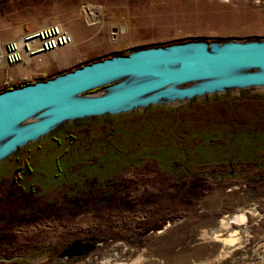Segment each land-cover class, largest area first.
<instances>
[{
	"label": "rangeland",
	"instance_id": "374dc122",
	"mask_svg": "<svg viewBox=\"0 0 264 264\" xmlns=\"http://www.w3.org/2000/svg\"><path fill=\"white\" fill-rule=\"evenodd\" d=\"M247 14L264 16V0H0V67L31 69L19 82L5 78L3 86L141 47L264 38L258 20ZM48 25H58L71 41L43 50L49 55L43 64L32 62L38 41L28 42L19 61L6 63L7 42ZM216 95L182 109L237 96ZM176 112L154 107L59 124L35 141L51 142L50 154L30 149L37 162L50 165V176L32 172L14 179L13 162H0V257L20 256L0 264H205L232 228L228 251L207 264H264V132L203 118L188 125L179 143L180 125L170 122ZM254 113L247 116L256 119ZM76 127L88 128L86 140L58 138ZM76 140L95 147L64 153V144ZM57 158L61 171L54 174ZM240 212L241 224H226ZM74 242L92 246L64 255Z\"/></svg>",
	"mask_w": 264,
	"mask_h": 264
},
{
	"label": "water",
	"instance_id": "95a60500",
	"mask_svg": "<svg viewBox=\"0 0 264 264\" xmlns=\"http://www.w3.org/2000/svg\"><path fill=\"white\" fill-rule=\"evenodd\" d=\"M103 91L89 94L95 88ZM264 38L196 39L141 47L0 90V161L59 124L178 106L243 90L264 94ZM74 242L64 255L91 248Z\"/></svg>",
	"mask_w": 264,
	"mask_h": 264
},
{
	"label": "trees",
	"instance_id": "16d2710c",
	"mask_svg": "<svg viewBox=\"0 0 264 264\" xmlns=\"http://www.w3.org/2000/svg\"><path fill=\"white\" fill-rule=\"evenodd\" d=\"M9 87H5L4 89H7ZM3 89V90H4ZM217 95L213 96H205L202 99H196L193 98L187 103L180 104L178 106L172 107V106H165V105H155V106H148L143 111L149 109L158 107L159 110L163 109H169L178 111L175 114L170 116V122L172 124H178L180 125V134L178 135L177 139L179 140V143H182L184 141V137H186L189 134L190 129H188V125L190 128L195 125H199L200 119L204 118V123H215V124H226L225 122H229L228 124L235 125L234 128L237 126H249L252 128V131L255 133H262L264 132V98L262 96H253L254 98H245L242 97V100H237L241 96H232L234 97V100H226V101H215L210 100L211 102L208 103V105L202 104V107H195L188 109H182L185 105L191 103V102H205L207 99L215 98ZM259 99H255V98ZM251 104V106H249ZM247 106V107H246ZM248 108L250 111H243V109ZM255 112V115H258L256 119H250L247 115L249 113ZM196 127V126H195ZM201 128H197V132L200 131ZM241 129V128H240ZM238 130V129H236ZM182 136V138L180 137ZM74 139L73 137H71ZM71 142V141H70Z\"/></svg>",
	"mask_w": 264,
	"mask_h": 264
},
{
	"label": "flooded vegetation",
	"instance_id": "af4514ba",
	"mask_svg": "<svg viewBox=\"0 0 264 264\" xmlns=\"http://www.w3.org/2000/svg\"><path fill=\"white\" fill-rule=\"evenodd\" d=\"M235 95V94H234ZM262 96L264 98V94H259V93H252V92H248L244 97L245 98H252L253 96ZM237 96H241L240 94H238ZM143 111V110H142ZM134 112V111H132ZM130 113V112H128ZM125 114V113H123ZM118 115V114H117ZM110 116H114V115H110ZM88 128L87 127H76V129H73V131H71L72 133L70 132H60V135L61 136H58V138L60 137H63V136H66V134H69L71 135L73 138L76 137L77 139H79V135H83L81 136L82 138L80 139H84L85 140L87 139V137H85L84 135H87L89 132H88ZM75 133L73 136L72 134ZM46 136V135H45ZM79 136V137H78ZM53 138H56V137H53ZM57 138V139H58ZM75 138V139H76ZM79 139V140H80ZM78 140L76 141H69L67 142L66 144H64V146L62 147V150H64V153H67L70 149H84V150H91L93 149V146L95 147V142L94 141H85V142H80L78 143L77 142ZM76 143H78L76 146H73L75 145ZM56 145H60V141L58 139V141H56ZM32 146H34V150H37L36 152L37 153H41V152H45V153H42V156H44V154H50V152L52 150H54V148L52 149L51 147V142H47V143H40V142H31V143H28L26 145H24L23 147H20L18 148L15 153L12 155V156H9L7 158H4L3 160H1V164H3V162H8V161H12L13 162V167H14V173H15V176L13 177L14 179H16L17 177L21 176L22 175H27L29 173H32V172H39L40 174L44 175V176H50V174H48V172H50V165L49 167H46L47 166V163H40L42 161L39 160V162H37L38 160H35L32 156H30V149L32 148ZM101 147H96V151L98 149H100ZM86 152V151H85ZM11 158V159H10ZM10 159V160H8ZM7 160V161H6ZM42 160H47V157L45 158H42ZM59 161V158L55 159L54 160V163L56 166H58V162ZM49 171H48V170ZM48 171V172H47ZM60 167L58 166L57 167V170L56 171H53L54 174H57L58 172H60ZM22 172V173H21ZM56 172V173H55ZM17 175V176H16ZM17 258H20L19 255H15V256H12L10 258H5V257H0V260L4 259V260H7V261H10V260H15Z\"/></svg>",
	"mask_w": 264,
	"mask_h": 264
},
{
	"label": "built area",
	"instance_id": "2783aa9c",
	"mask_svg": "<svg viewBox=\"0 0 264 264\" xmlns=\"http://www.w3.org/2000/svg\"><path fill=\"white\" fill-rule=\"evenodd\" d=\"M32 40L38 41V48L30 50H52L59 46L65 45L71 41V36L58 25H48L39 30L32 32L20 40H12L5 44L4 55L6 63H14L21 58V48H28V42Z\"/></svg>",
	"mask_w": 264,
	"mask_h": 264
},
{
	"label": "bare ground",
	"instance_id": "6f19581e",
	"mask_svg": "<svg viewBox=\"0 0 264 264\" xmlns=\"http://www.w3.org/2000/svg\"><path fill=\"white\" fill-rule=\"evenodd\" d=\"M248 15V14H247ZM249 16V15H248ZM247 16V19L248 20H254V19H256V20H258L257 21V23L259 22V25L258 26H256V27H258V28H260V29H262V30H264V16L263 15H254V16H256V17H254L253 15L252 16H249L248 17ZM255 20V21H256ZM254 23V22H253ZM247 24V23H246ZM249 25V24H248ZM254 26V25H253ZM252 27V26H251ZM242 28H243V26H242ZM34 41L35 40H32L31 42H29V43H34ZM245 219V214H244V212H240V213H235V214H233L232 216H229V221H226V224H228V225H230V226H232L231 224H241L242 222H243V220ZM236 230L237 229H235V228H232V229H230L229 230V232H227L226 233V235L225 236H223V237H220L219 238V235H214V237L215 236H217L219 239H218V242H220V244H219V246H218V250L216 251V254H214L213 255V257H212V260H208L207 261V263L208 262H211V261H213V259H217L220 255H222V254H225L226 253V251H228L227 250V246H229V244L231 243V242H233V240L235 239V232H236ZM205 233V232H204ZM204 233H201V235L202 236H204V237H206L205 236V234ZM208 236H210V235H208ZM201 237V236H200ZM212 237H213V235H212ZM132 261V260H131ZM121 263V262H120ZM206 262H205V264H207ZM126 264H134V263H132V262H129V263H126Z\"/></svg>",
	"mask_w": 264,
	"mask_h": 264
},
{
	"label": "crops",
	"instance_id": "0c3cea01",
	"mask_svg": "<svg viewBox=\"0 0 264 264\" xmlns=\"http://www.w3.org/2000/svg\"><path fill=\"white\" fill-rule=\"evenodd\" d=\"M48 56H49L48 51L40 50L37 53H34L32 55V62L33 63L38 62L40 64H43L47 60ZM30 71H31L30 67L21 66L18 64L0 67V90H3L5 87L10 86V85L3 86V84H4L3 82H4L5 78H10L12 81L19 82L20 78L23 77L24 75H28L30 73ZM45 78H47V77H44L42 79H45ZM32 81L33 80H27V81H24L22 83L32 82ZM22 83H16L13 85H19Z\"/></svg>",
	"mask_w": 264,
	"mask_h": 264
}]
</instances>
